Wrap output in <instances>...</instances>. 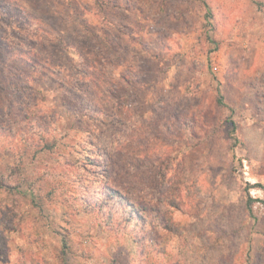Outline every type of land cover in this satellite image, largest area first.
I'll return each mask as SVG.
<instances>
[{"label":"rangeland","instance_id":"1","mask_svg":"<svg viewBox=\"0 0 264 264\" xmlns=\"http://www.w3.org/2000/svg\"><path fill=\"white\" fill-rule=\"evenodd\" d=\"M0 264H264V0H0Z\"/></svg>","mask_w":264,"mask_h":264},{"label":"trees","instance_id":"2","mask_svg":"<svg viewBox=\"0 0 264 264\" xmlns=\"http://www.w3.org/2000/svg\"><path fill=\"white\" fill-rule=\"evenodd\" d=\"M218 104L226 106L224 99L222 96L218 99ZM234 125V124H233ZM254 202V199L248 198L247 200V207L251 210L252 203Z\"/></svg>","mask_w":264,"mask_h":264}]
</instances>
